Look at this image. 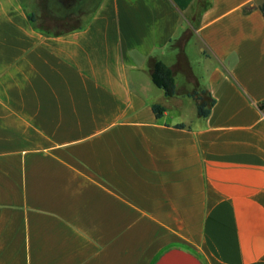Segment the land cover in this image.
I'll return each mask as SVG.
<instances>
[{
  "label": "crops",
  "instance_id": "crops-1",
  "mask_svg": "<svg viewBox=\"0 0 264 264\" xmlns=\"http://www.w3.org/2000/svg\"><path fill=\"white\" fill-rule=\"evenodd\" d=\"M263 3L0 0V264H264Z\"/></svg>",
  "mask_w": 264,
  "mask_h": 264
},
{
  "label": "trees",
  "instance_id": "trees-1",
  "mask_svg": "<svg viewBox=\"0 0 264 264\" xmlns=\"http://www.w3.org/2000/svg\"><path fill=\"white\" fill-rule=\"evenodd\" d=\"M259 9L264 17V3L259 6ZM43 30H48V27L43 24L40 25ZM59 34V33H56ZM190 39V33L186 31L183 35L172 45L176 53V64L173 68L166 66L161 61H152L149 68V74L152 83L160 89L166 98H172L176 95V88L174 76L176 70H182L188 78L193 81L194 91L189 95L196 104V113L199 118H206L209 116L211 108L214 105V100L205 89H198L199 83L192 75L190 66L187 62L184 47ZM207 95V96H206ZM258 109L264 113V100L258 104ZM152 111L156 118H161L165 112L164 107L160 105H153ZM177 128H182L183 125H177Z\"/></svg>",
  "mask_w": 264,
  "mask_h": 264
},
{
  "label": "water",
  "instance_id": "water-1",
  "mask_svg": "<svg viewBox=\"0 0 264 264\" xmlns=\"http://www.w3.org/2000/svg\"><path fill=\"white\" fill-rule=\"evenodd\" d=\"M154 264H203L195 255L180 248L164 251Z\"/></svg>",
  "mask_w": 264,
  "mask_h": 264
},
{
  "label": "rangeland",
  "instance_id": "rangeland-1",
  "mask_svg": "<svg viewBox=\"0 0 264 264\" xmlns=\"http://www.w3.org/2000/svg\"><path fill=\"white\" fill-rule=\"evenodd\" d=\"M178 248H180V249H182V250H184V251H187V252H190L191 254H193L192 253V251L191 250H189V249H187L186 247H184V246H179V245H176ZM194 255V254H193Z\"/></svg>",
  "mask_w": 264,
  "mask_h": 264
}]
</instances>
